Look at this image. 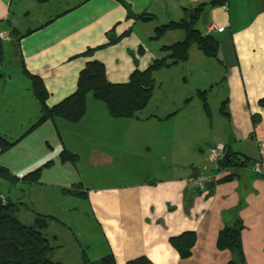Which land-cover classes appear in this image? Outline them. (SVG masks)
Segmentation results:
<instances>
[{
  "label": "crops",
  "instance_id": "crops-1",
  "mask_svg": "<svg viewBox=\"0 0 264 264\" xmlns=\"http://www.w3.org/2000/svg\"><path fill=\"white\" fill-rule=\"evenodd\" d=\"M211 1L0 0V32L14 39L22 73L43 82L47 107L75 91L78 74L89 61L103 64L110 83L122 84L134 70L144 71L167 56L161 48L182 41L184 33L171 30L153 40L155 28L181 20L183 9L200 4L205 7L195 27L218 40L219 69L215 80L209 79L212 63L194 47L182 66L190 58L200 62L204 80L191 95L214 88L224 95L222 130L196 138L189 134L193 120L187 117L177 131L178 115L167 118L172 108L162 109L153 99L137 119H114L90 95L79 122L45 121L29 131L40 115L30 94L27 127L12 138L13 120L8 118L9 129L0 131V138L12 143L0 153V167L18 179L13 185L5 181L8 190L0 193L17 204L19 222L29 225L35 215L50 217L43 234L56 244L55 234H45L50 224L67 228L64 215L81 204L80 216L88 217L100 240L90 262L110 253L116 264L138 257L151 264H227L233 257L217 249L216 239L224 227L239 221L246 264H264V179L250 170L254 162H264L258 149L264 142V0ZM87 50L91 53L83 55ZM183 71L190 76L196 72ZM216 143L243 164L216 167L199 192L186 181L204 166L206 150ZM64 150L76 156L74 164L61 161ZM36 169L41 171L35 183L21 181ZM185 232H193L196 240L190 256L180 259L169 239ZM53 248L56 252L59 246Z\"/></svg>",
  "mask_w": 264,
  "mask_h": 264
},
{
  "label": "trees",
  "instance_id": "trees-1",
  "mask_svg": "<svg viewBox=\"0 0 264 264\" xmlns=\"http://www.w3.org/2000/svg\"><path fill=\"white\" fill-rule=\"evenodd\" d=\"M43 4L47 0H34ZM223 1V0H220ZM217 1L212 0L211 4ZM205 5L200 4L191 9H183V17L177 22H169L155 28L151 39L159 40L167 31L180 30L184 33V39L170 46L162 47L161 51L168 55L159 60L152 61L144 71L134 70L127 82L122 84L110 83L106 78L105 68L102 63L89 61L79 72L75 91L52 107H47L48 93L40 78L25 73L30 80V90L39 106V117L30 127L29 131L45 121L57 119L75 124L81 120L86 111V99L90 95L96 102L102 103L109 116L114 119H137V113L148 105L153 89V74L171 66L184 64L189 58L192 47L196 48L204 57L215 58L218 51V40L210 35H201L195 25ZM141 20H149L150 17H140ZM14 35L11 30L10 36ZM15 45V41H13ZM91 50L83 55L88 56ZM2 44L0 40V65L2 62ZM196 96L201 99L204 111L208 114L206 92L198 91ZM223 104H221V112ZM12 146L0 138V153ZM63 162L74 164L76 156L64 150L60 154ZM237 155L226 149L224 158L218 163L219 169L242 166ZM217 169V168H216ZM215 169V170H216ZM41 169H36L21 179L27 183H35ZM0 179L10 185L18 179L0 167ZM72 192V191H69ZM4 204H0V264H61L53 262L54 253L49 241L45 238L43 230L52 220L50 217L35 215L33 225H24L14 216L17 204L10 203L7 195H2ZM241 223L235 222L232 226L224 227L217 236L216 247L219 250H228L232 259L227 264H246L241 246ZM196 236L193 232H185L177 237L169 239L171 247L177 252L180 259H187L195 244ZM82 261L86 264H116L112 254H106L98 261L90 262L84 255ZM126 264H151L145 257L129 260Z\"/></svg>",
  "mask_w": 264,
  "mask_h": 264
},
{
  "label": "rangeland",
  "instance_id": "rangeland-1",
  "mask_svg": "<svg viewBox=\"0 0 264 264\" xmlns=\"http://www.w3.org/2000/svg\"><path fill=\"white\" fill-rule=\"evenodd\" d=\"M13 40L11 37L2 39L3 56L0 65V72L3 75L0 78V131L9 129L10 125L6 120L11 118L13 120V130L11 133L14 135H12V138L16 134H20L27 127L28 101L31 98V92L29 91L30 81L22 73ZM207 59L212 63L209 79L213 78L215 80L214 77L217 74L216 69H219V65L215 58ZM182 65L180 64L178 67L171 66L163 69L160 74L156 75L157 72L153 74L151 99L162 109L172 108L168 112L169 115L167 118L172 119L174 117L175 120L176 115H178L177 117L180 121H178L179 123H175L177 131L178 128L180 130L184 128L183 125L188 123L189 118L193 120L192 123L194 125L189 134L194 135L196 138H201L205 131L206 133L208 132L207 134L210 132H220L224 125L223 118L219 116L221 102L224 98L223 93L218 88H214L211 92L206 93L208 112H210V115H208L203 109L201 99L196 95H191L194 85L197 86L198 82H203L204 80L199 74L200 62L194 58H190L189 64ZM184 67L186 69L190 68V70L195 69V74L192 76L185 75L183 71L185 69ZM164 119L166 118L164 117ZM210 124L212 130L208 126ZM172 125L171 122L169 127H172ZM9 137L10 134L6 136V138ZM134 161L137 162L139 160ZM131 174L132 176H137L134 173ZM142 177L143 175H140V178ZM5 188L8 190V184L0 179V191ZM74 206L77 207L76 212L64 215L63 217V224L67 228H62L57 226L56 223H51L45 233L47 237H51L54 234L58 237L56 244L48 240L52 247L59 246V249L51 257L53 262H59L61 264H83L78 259V254L84 255L89 261L97 256L100 240L96 235L94 225L89 222L88 217L80 216L81 204H75ZM85 209L84 206L82 210L84 211ZM21 215L27 217L24 210L21 212ZM28 224V226L33 225V223Z\"/></svg>",
  "mask_w": 264,
  "mask_h": 264
},
{
  "label": "built area",
  "instance_id": "built-area-1",
  "mask_svg": "<svg viewBox=\"0 0 264 264\" xmlns=\"http://www.w3.org/2000/svg\"><path fill=\"white\" fill-rule=\"evenodd\" d=\"M225 8V6H223ZM217 31H222L219 29ZM6 34L0 32V40L4 39ZM258 149L261 152H264V142L258 143ZM226 153V147L221 143H216L209 147L205 152V164L199 169L193 176L189 177L186 183L193 189L203 192L205 191V186L213 178L215 174V169L218 163L224 158ZM250 170L257 176H260L264 179V162L256 161L250 166ZM0 204H4V198L0 197Z\"/></svg>",
  "mask_w": 264,
  "mask_h": 264
}]
</instances>
